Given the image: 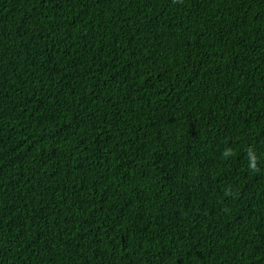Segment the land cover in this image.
Returning a JSON list of instances; mask_svg holds the SVG:
<instances>
[{
  "label": "trees",
  "instance_id": "obj_1",
  "mask_svg": "<svg viewBox=\"0 0 264 264\" xmlns=\"http://www.w3.org/2000/svg\"><path fill=\"white\" fill-rule=\"evenodd\" d=\"M0 264H264V0H0Z\"/></svg>",
  "mask_w": 264,
  "mask_h": 264
}]
</instances>
